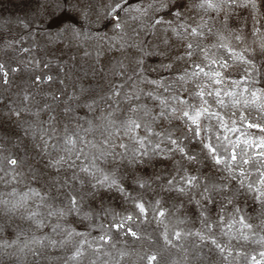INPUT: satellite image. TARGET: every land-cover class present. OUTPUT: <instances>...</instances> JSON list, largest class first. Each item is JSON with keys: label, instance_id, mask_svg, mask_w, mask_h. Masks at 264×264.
Wrapping results in <instances>:
<instances>
[{"label": "rangeland", "instance_id": "rangeland-1", "mask_svg": "<svg viewBox=\"0 0 264 264\" xmlns=\"http://www.w3.org/2000/svg\"><path fill=\"white\" fill-rule=\"evenodd\" d=\"M90 2L89 15L83 20L81 29L85 35L71 42L67 37L50 42V37L46 33L55 31L54 28L49 27L50 13L56 12L59 15L54 0H0V63H4L7 67L23 68L27 65L28 68L26 71L11 73L10 84L0 87V94L5 97L6 103L12 100L16 101L13 106L22 107L17 94L22 95L27 92L34 97V100L28 104L30 113H38V115L25 113L20 121L21 123L27 121L32 125L36 139L25 136L23 128L18 127L14 120L6 122L3 133H0L4 136L3 154L15 156L24 161L17 170L21 173L17 181H11L10 176H5L4 181H0V264H147V260L142 257L153 253L158 254L160 264H247L243 257H237L235 260L230 257L229 261H223L216 251H210V245L201 242L199 237L194 235L196 232H201L205 236L210 233L205 228L199 216L200 210L194 201L176 192L165 190L169 187L166 179L175 174L174 169L177 167L172 160L157 158L153 166L137 172V175H143V178L149 181L150 186L142 189L133 183L129 172L114 162L111 155L101 156L97 161L99 167L104 172H116L117 179L130 195L124 196L111 190L103 197L93 198L88 195L87 178L80 173V176L85 178V184L83 186L74 184L73 187L78 189V196L83 197V211L90 212L91 215L88 218L76 214H66L63 217L47 215L49 211L67 206L66 193L69 189L59 187L55 183L54 170L43 168L42 164L39 165V168L43 170L42 178L40 180L31 178L38 167L37 161L40 160L37 150L33 149L32 145L39 143L41 129L51 131L54 125L57 140L65 135L73 134L82 137L84 143L78 142L77 147L83 148L84 154L89 159L99 156L105 149L122 152L123 149L112 150L104 143L105 137L111 131L115 143L118 144L123 139V142L131 147V142L126 137L115 134L116 129L109 124V120L113 118L109 117V113L115 111V118H120L127 114L131 103H147L152 108L154 101L143 96L140 101H128L126 95L131 94L134 89L137 94L141 91H154L156 86L149 81H162L165 86L171 84L175 90L179 87L175 83L176 76L185 68V61L176 59L183 53L181 42L171 37L169 33L171 37L169 55L143 56L144 79L141 81L134 72L137 68L136 61L141 54L135 47L127 45L138 44L140 40H143L149 52L157 46L164 47L160 43L162 34L142 33L137 39L134 32V30L139 31L141 22L148 23L153 13L149 10L148 16H141L140 20H134L132 17L140 16V13L131 10L120 11L118 15L122 28L115 29V21L107 16L109 0H90ZM149 3L150 0H128L125 7L140 5L143 9ZM261 11H264V6ZM192 14L198 20L203 15L204 19L209 20L210 25L212 20L209 18L216 16L215 12L198 14L195 10ZM248 16L249 13L241 9L229 22L230 26L243 30L244 41L238 43L228 37L225 42L230 43V47L234 48L238 54L242 53L246 60L251 61V64L235 62V66L229 70L230 80L220 87L234 91L238 95L233 98L223 97L226 104L224 108L214 103L212 107L213 110L223 114L225 120H229L231 113H236V116L231 119H236L237 124L241 126V131H247L255 139L264 137V133L256 129H245L238 119L243 114L251 122L264 124V108L260 107L264 105V47H262L264 46V30L253 34L252 21L247 19ZM213 30L224 32L218 23ZM224 35L227 36V32H224ZM216 42L214 36H208L204 41L209 46ZM122 43L125 44L123 50L120 48ZM22 48H28L30 51L21 52ZM212 52L217 57L225 55L224 49L214 48ZM35 61L40 62V67L34 72L31 69ZM119 61H123L127 68L126 76L113 74V66ZM44 63H48L49 67L43 68ZM169 63L172 67L165 68L164 65ZM93 68L97 71L93 72ZM101 68L104 69L103 73L99 72ZM245 68L251 69L247 81L239 88L233 87L231 80H241L245 75ZM36 74L52 75L53 80L51 83L33 86L32 77ZM127 76H132V80H128ZM204 79L201 78V80ZM120 84H123L122 88L117 87ZM184 87L192 91L195 84L189 82ZM82 88L87 91L82 93ZM243 88H247L248 92L240 96L239 93ZM117 90L120 96H113L112 93ZM251 92H256L261 98L255 104L248 103L246 106L245 101L250 102L253 99ZM158 94L168 96L170 93L164 92L161 88ZM181 94L191 103H199L197 98L187 93ZM54 96L58 99H53ZM208 99L212 103V98ZM233 99L240 102L234 106ZM45 105L49 107L45 108ZM0 110L7 112V108L3 105H0ZM51 117H55V120L50 121ZM204 124L211 129L208 135L213 136L211 142L215 144L214 133L217 131V121L202 122V127ZM153 126L159 131L168 130L175 132L176 135H187L190 139L183 140L186 150H191L201 158L200 164L196 165L199 172L194 174L216 175L215 172H210V161L203 159L199 142L191 138L192 133L184 132L181 122L173 121L171 124L165 122L162 127ZM152 140L154 143L158 142L156 137H152ZM241 147L244 148L243 145ZM237 151L239 152L240 149ZM255 151L257 149H246L248 155H253ZM82 161L83 156L77 164H81ZM185 166H187L186 162ZM257 166L264 170V166L259 164ZM71 172L72 170H67V176H71ZM65 178H67L65 173H61L58 177L61 182ZM252 178L256 179V176ZM30 189L39 192L40 195H33ZM41 197L45 198L43 203ZM141 199L147 208V217L140 216L135 207V203ZM196 199L199 197L197 196ZM157 200L160 201L159 205L156 204ZM239 206L243 209L242 214L250 218L249 222L252 223L258 235H264V216L260 214L259 206L253 204L251 196L240 197ZM209 208L210 212L207 215H209L210 223L213 224L216 239L227 243L229 237L223 236L219 228L215 227L216 210H212L211 206ZM158 209H163L167 215L154 219ZM33 212L39 213L34 219L43 222L40 227L36 226L34 220L28 218ZM129 215L133 217V220L127 221L125 228L117 231L113 225L122 222ZM161 219L163 223H159ZM57 224L60 227L53 232V227ZM129 227L142 238L134 239L130 235H125ZM175 231L185 233L181 240L176 241L173 238L172 233ZM68 232L73 234L69 236ZM165 232L177 245L176 247L166 243ZM76 233L82 235H76ZM187 233H193V235H187ZM232 234L238 237L236 228L230 235ZM102 235L110 237L107 244L99 239ZM52 239L57 242V246H49L48 241ZM82 241L88 242L83 245L84 255L78 260L70 259ZM231 245L235 246L234 251L242 247L249 256L264 250V246L251 242L241 241L237 244L236 240H232Z\"/></svg>", "mask_w": 264, "mask_h": 264}, {"label": "snow or ice", "instance_id": "snow-or-ice-1", "mask_svg": "<svg viewBox=\"0 0 264 264\" xmlns=\"http://www.w3.org/2000/svg\"><path fill=\"white\" fill-rule=\"evenodd\" d=\"M127 3L128 0H109L107 16L115 21L114 28H122L120 16L118 15L120 11L138 12L140 16H133L132 19L140 20L141 16H148L149 10H151L153 15L150 20L148 23L141 22L139 31L134 30L135 35L139 39L142 33L162 34L160 43L164 45L163 48L157 46L152 52H149L144 46L145 41L143 40H140L138 44H128V47H135L141 54L136 61L135 74L143 81V56H168V48L171 47L169 40L174 37L181 42L183 48V53L178 55L176 59L185 61L183 72L176 76L175 83L179 87L173 90L171 84L165 86L162 81H149V83L156 86L154 91H141L140 94H137L134 89L131 94L126 95V99L128 101H140L141 96H143L155 102L152 108L147 103H131L127 109V114L122 115L120 118H115V111L109 113V117H113L109 120V124L116 129L115 134L126 137L131 142V147L129 144L124 143L123 139L118 144L115 143L111 131L105 137L104 143L108 145L109 149L119 148L123 149L122 152L105 149L99 156L89 159L84 154V149L77 147L78 142L84 143L82 137L73 134L65 135L57 140L54 125L51 131L42 128V134L38 137L39 143L32 145L33 149L37 150V156L40 157V160L37 161L38 167L31 178L33 180L42 178L43 170L39 168V165L42 164L43 168L54 170L55 183L59 187L69 189L66 193L67 206L49 211L47 215L63 217L66 214H76L83 215L85 218L91 215L90 212L83 211V197L78 196V189L73 187L74 184L83 186L85 184L84 177L87 178L88 195L93 198L103 197L111 190H115L124 196L130 195L121 181L117 179L116 172H104L99 167L97 161L101 156L111 155L114 162L120 164L129 172L133 183L142 189L150 186L149 181L145 180L143 175H137V172L153 166L157 158L172 160L177 167L174 169L175 174L166 179V184L169 187L165 190L176 192L180 196H186L190 201H194L200 210L199 216L210 233V235L205 236L201 232H196L194 235L199 237L201 242L210 245V251H216L223 261H229L230 257L233 260L237 257H243L247 264H264V250L249 256L242 247L234 251L235 246L231 245V241L236 240L237 244L243 241L264 246V235H258L253 229L252 223L249 222L250 218L242 214L243 209L239 206V198L250 195L253 204L259 206L260 214L264 216V170H262V167L257 166V164L264 166V137L253 139L252 134L241 131V126L237 124L236 119H231V117L236 116V113H231L229 120H225L224 115L213 110L212 107L214 103L224 108L226 104L223 97L233 98L238 95L234 91L220 87V85H224L226 81L230 80L229 70L235 66V62L245 65L251 64V61L246 60L242 53L238 54L234 48L230 47V43L225 42L228 37L238 43H242L245 39L243 30L230 26L229 22L233 20L239 10H246L249 13L247 19L252 21V33H260L264 30V11H261L264 0H150L148 6L143 9L140 5L126 8ZM54 4L59 11V15L56 12L50 13L49 27L55 29L54 32L49 31L46 33L50 37V42L63 40L66 37L71 42L84 36L85 34L81 29L83 20L87 19L89 15L90 0H54ZM193 10L198 14L201 12L205 14L215 12L216 16L209 18L212 20L210 25L209 20L204 19L203 15L198 20L192 14ZM217 23L224 32H227V36L224 35V32L213 30ZM169 33H171V37H169ZM208 36L216 37L217 42L210 46L206 45L204 41ZM120 48L123 50L125 44H120ZM214 48L224 49L225 55L217 57L212 52ZM20 51L26 53L30 49L22 48ZM29 63H33V61H29ZM39 67L40 62L35 61L31 70L35 72ZM48 67V63L43 64V68ZM164 67L170 69L172 64H166ZM206 69L208 70L206 71ZM26 70H28L27 65L23 68L7 67L4 63H0V87L10 84L11 73ZM92 71L96 72L97 69L93 68ZM250 71V68H245L244 77L241 80H231V85L239 88L247 81ZM99 72L103 73L104 69H99ZM113 74L117 76L127 75V68L123 61H119L117 65L113 66ZM202 77L205 79L201 80ZM127 79L132 80V76H127ZM52 80V75L36 74L32 77V85L39 86L42 83H51ZM189 82L195 84L192 91L184 87ZM117 87L122 88L123 84ZM161 88L164 92L170 94L168 96L158 94ZM86 91V89H81L82 93ZM244 92H248V89L243 88L239 95L243 96ZM181 93H187L189 96L197 98L199 103H191ZM112 95L120 96L119 90L114 91ZM250 95L253 99L250 102L245 101L246 106L248 103L255 104L261 98L256 92H251ZM17 96L20 97L22 107L13 106L16 101L9 100L6 103L5 97L0 94V105L7 108V112L0 110V133H3L6 122L14 120L17 122L18 127L23 128L25 136H32L33 139H36L32 125L27 121L20 122L25 113H30L28 104L31 100H34V97L27 92L22 95L18 93ZM209 97L212 98V103L209 102ZM53 99H58V97L54 96ZM239 102V100H232L234 106ZM44 107L48 108L49 105ZM260 107L264 108V105ZM66 111H70V109H66ZM30 114L38 115V113ZM238 119L245 129H256L264 133V124L251 122L243 114ZM51 120H55V117H51ZM211 120L217 121V131L214 133L215 144L211 142L213 136L208 135L211 129L207 124L202 127V122ZM173 121L181 122L185 133H192L191 138L197 140L200 144L203 159L210 161V172H215L216 175L194 174L199 172L196 165L200 164L201 158L191 150H186L183 140L190 139L187 135H176L175 132L168 130L159 131L153 126L162 127L165 122L171 124ZM237 133L239 135H236ZM233 136L234 139L231 138ZM152 137H156L158 142L154 143ZM3 142L4 136L0 135V181H4L5 176H10L11 181H17V177L21 176V173L17 170L23 165L24 161L12 155L5 156L3 154ZM242 145L244 148L241 147ZM247 148H254L257 151L253 155H248ZM237 149H240V151L238 152ZM82 156L83 161L78 165L77 161H81ZM185 162L187 166H185ZM189 168H191V171H189ZM67 170H72L71 176H67ZM61 173H65L67 177L62 182L58 179ZM80 173H83L84 177H81ZM253 176H256V179H253ZM30 192L35 196L40 195L39 192L32 189H30ZM197 196L199 199H196ZM44 199V197H41L42 203ZM156 204L159 205L160 201L157 200ZM209 206L217 212L215 227L219 228L223 236L229 237L227 243L216 239L213 224L210 223L209 215H207L210 212ZM135 207L140 216L147 217L148 211L142 199L135 203ZM38 215L39 213L33 212L28 218L34 220L36 226L40 227L43 222L34 219ZM166 215L167 213L163 209H158L154 219L156 217L163 218ZM132 220L133 217L129 215L122 222L114 224L113 227L119 231L125 228L127 221ZM159 223H163V220H159ZM59 227V224L53 227V232H56ZM234 228L239 234L238 237L235 234L230 235ZM72 234V232H68L69 236ZM76 235L82 234L76 233ZM125 235H130L134 239L142 238L130 227L127 228ZM184 235L185 233L180 231L172 233L176 241L181 240ZM187 235H193V233H187ZM164 238L167 244L172 247L177 246L172 239L168 238L167 232H165ZM99 239L107 244L110 237L102 235ZM85 243L88 242H81V245L75 249L70 259L78 260L84 255L83 245ZM48 244L52 247L57 246L54 239L49 240ZM89 247H91L90 244ZM142 259H146L147 264H160L157 253L146 255Z\"/></svg>", "mask_w": 264, "mask_h": 264}]
</instances>
